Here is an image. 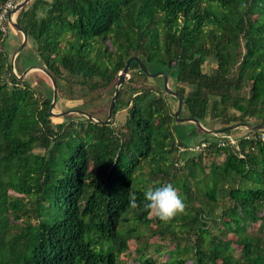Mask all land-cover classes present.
Here are the masks:
<instances>
[{
	"label": "trees",
	"instance_id": "trees-1",
	"mask_svg": "<svg viewBox=\"0 0 264 264\" xmlns=\"http://www.w3.org/2000/svg\"><path fill=\"white\" fill-rule=\"evenodd\" d=\"M24 7L16 22L35 44L31 67L50 73L61 96L82 100L77 109L98 120L108 113L96 109L111 105L119 74L137 57L149 73H167L183 98L180 118L222 129L264 125V0ZM6 38L0 31V264H125L128 253L133 264H264V130H247L239 150L212 143L180 153L198 129L177 136L185 123L163 77L135 61L107 125L80 112L54 127L53 87L15 76ZM166 183L187 204L168 223L144 207L146 189Z\"/></svg>",
	"mask_w": 264,
	"mask_h": 264
},
{
	"label": "rangeland",
	"instance_id": "rangeland-1",
	"mask_svg": "<svg viewBox=\"0 0 264 264\" xmlns=\"http://www.w3.org/2000/svg\"><path fill=\"white\" fill-rule=\"evenodd\" d=\"M49 1H52V0H49ZM14 32H15L14 34H13V32H11L8 35V37L5 39V43L3 45V48L10 55V61L11 62H12L13 54L22 45V43H20L21 35L17 31H14ZM20 53H21V56L19 58V61H17V64H18V68L19 69L21 68L23 70L22 73H24L25 70L30 68L31 65L38 63L37 62L38 61V56H37V53H36V50H35V44H34L33 41L29 40L28 45ZM15 72H17V74L19 76H22V75H20L18 73V71H15ZM40 78L42 79V81L46 85H51L52 86V82H51L50 78L43 71H40V70H33V71L29 72L24 77V79L31 80L32 82H40L41 81ZM129 78H130V76H129ZM61 85L63 87V90H65L67 88L65 83H61ZM58 97L59 98H58L57 103L55 105L54 113L55 114L61 113V114H64V116H54L53 117L52 120H53V123H54V127H56L58 124L63 122L65 116H69V115L79 116V114H81L82 112L85 113V114H89L91 112V111H89V113H88V112H85L83 110H78L77 109V107L80 106L83 103L82 100H74V101L67 100L64 96H61V93L59 92V90H58ZM169 99H170V103L172 105V108H173L174 112H176L177 109H178V99L175 98V97H172V96ZM109 108H110V106H108V104H105L104 106L99 107L98 109H96V113L104 118L107 115V113L109 112ZM71 111H73V112H71ZM77 111H80L81 113L77 112ZM102 121H104V120H102ZM201 124L202 125L204 124V125L208 126L209 130H212V131L213 130H221L222 129V127L219 124L215 125V127L212 126V125L206 124V123H201ZM196 128L198 129V133H196L193 138H187L186 142H187L188 145L198 144L203 139H207V138L210 137V135H212V134H207V133L201 132V130H199V128L196 125H192L191 123H185V125L183 127L182 126L181 127H177L176 128V133H177V136L179 137V136H181V134H187V133H189V131L196 130ZM234 132L235 133H233V137H235L236 139L241 138V137L245 136L246 134H248V131L246 129H244V128H238ZM210 138H212V137H210ZM36 151L40 152V153L42 152L41 150H36ZM209 160L210 159H207V161H206V165L207 166L209 165ZM218 162H220V161H218ZM196 170H197V175L198 176L206 177L208 179L210 178V176L207 175V173H204L202 170H200V169H196ZM153 241H156V242H159V243L161 242L160 239H154ZM131 244H134V241L131 242ZM174 247H175V245H172V246L166 247V248H168L170 250V249H172ZM154 256H155V258L160 257L161 261H164L166 259V256H162V255L159 256L157 254H155ZM121 259L126 260L125 264H133V262H134L133 257L130 255V253H128V255H125V256L121 257ZM190 264H192V263L190 262Z\"/></svg>",
	"mask_w": 264,
	"mask_h": 264
},
{
	"label": "water",
	"instance_id": "water-1",
	"mask_svg": "<svg viewBox=\"0 0 264 264\" xmlns=\"http://www.w3.org/2000/svg\"><path fill=\"white\" fill-rule=\"evenodd\" d=\"M30 0H25L24 2L20 3L17 8L14 10V14H17L27 3H29ZM55 0H52V3H54ZM13 27L15 28V30L17 32H20L22 35H23V43L22 45L20 46V48L16 51V53L14 54V56L12 57V62H11V67H12V70H15V60H16V57L17 55L26 47L27 45V42H28V34L27 32L22 28L20 27L16 21H14L12 23ZM132 61H135L139 64L140 66V69L144 72V74L152 77V78H156V77H163L164 79V88H165V92L172 96V97H175L178 99V109L177 111L175 112V118L178 122L180 123H188V122H191V123H194L198 128L199 130H201L202 132L204 133H207V134H212V135H220V134H223V133H226L228 131H233V130H236L238 128H244L250 132H255V131H260V130H264V125L263 124H260L258 126H252V125H248V124H245V123H240V124H237L236 126H230V127H227V128H224V129H221V130H209L207 128H205L199 120H196V119H192V118H180V114H181V111H182V106H183V98L181 95H179L177 92H175L174 90H172L169 86V77L167 75V73H163V72H157V73H149L145 67V65L142 63V61L137 58V57H131L128 61H127V64L125 66V68L123 69V71L119 74V80H118V83H117V86H116V92L114 94V97L112 99V102H111V105H110V108H109V112H108V116L107 118L102 121V120H98L96 119L95 117H93L92 115L90 114H85L83 113L87 118L89 119H92L96 122H100L102 124H108L112 118V115H113V112H114V107H115V102H116V99H117V96L119 94V90L121 88V86L129 79V70H130V65H131V62ZM33 70H40V71H43L51 80L52 82V86H53V90H54V96H53V102L51 104V109H50V113L53 115V116H64V114H55L54 113V108H55V105L57 103V100H58V89H57V84H56V81L55 79L51 76L50 73H48L46 70L42 69V68H38V67H30L28 68L23 74L22 76H18L17 78L19 80H23L24 77L31 71ZM73 112V111H71ZM77 112H80V111H77Z\"/></svg>",
	"mask_w": 264,
	"mask_h": 264
},
{
	"label": "clouds",
	"instance_id": "clouds-1",
	"mask_svg": "<svg viewBox=\"0 0 264 264\" xmlns=\"http://www.w3.org/2000/svg\"><path fill=\"white\" fill-rule=\"evenodd\" d=\"M244 8L246 5L241 4V9ZM144 198L147 201L144 205L145 209L165 223L171 222L179 215L186 214L187 204L178 189L171 183L155 188L148 187L144 192ZM128 199L129 207L133 209L138 207L137 196L134 191H129Z\"/></svg>",
	"mask_w": 264,
	"mask_h": 264
},
{
	"label": "built area",
	"instance_id": "built-area-1",
	"mask_svg": "<svg viewBox=\"0 0 264 264\" xmlns=\"http://www.w3.org/2000/svg\"><path fill=\"white\" fill-rule=\"evenodd\" d=\"M20 0H6L4 5L1 7L0 10V31L3 34V38H6L11 32L16 31L13 27L12 23L15 21L14 17L16 14H14V10L17 8V6L20 4ZM13 70V73L16 77L19 75L17 72ZM217 138L212 141H203L198 144L193 145H187L186 147H180V153L184 152H197L202 151L204 148H207L212 143H216L219 147L220 146H235L237 150H239L238 146V140L233 137V135H217ZM262 139L264 140V134L262 135ZM241 158L244 157V155H239ZM178 165V164H177Z\"/></svg>",
	"mask_w": 264,
	"mask_h": 264
},
{
	"label": "crops",
	"instance_id": "crops-1",
	"mask_svg": "<svg viewBox=\"0 0 264 264\" xmlns=\"http://www.w3.org/2000/svg\"><path fill=\"white\" fill-rule=\"evenodd\" d=\"M24 1H25V0H20L21 3L24 2ZM32 1H33V0H30L29 3H27V4L25 5L24 8L29 7V6L31 5ZM18 13H19V12H18ZM18 13H17V14L15 15V17H14V20H15V21H17ZM14 33H15V32H13V34H14ZM18 33L21 35V41H20V43H23V39H24V38H23V35H22L20 32H18ZM28 42H29V40H28ZM28 42H27V45H28ZM27 45H26V46H27ZM15 53H16V52H15ZM15 53H14V54H15ZM14 54H13V56H14ZM17 56H18V55H17ZM16 58H17V57H16Z\"/></svg>",
	"mask_w": 264,
	"mask_h": 264
}]
</instances>
